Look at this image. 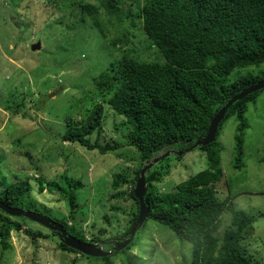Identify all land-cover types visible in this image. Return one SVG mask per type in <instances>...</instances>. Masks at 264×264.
Returning <instances> with one entry per match:
<instances>
[{"label":"trees","instance_id":"16d2710c","mask_svg":"<svg viewBox=\"0 0 264 264\" xmlns=\"http://www.w3.org/2000/svg\"><path fill=\"white\" fill-rule=\"evenodd\" d=\"M44 2L61 10L73 4L71 8L73 12H78V16H74V20L66 26V29L73 30L72 46L81 43L77 36L82 23L90 22L98 30L100 37L95 36L98 39L105 36L98 16L103 12L109 17H116L121 29L120 35L111 40L113 47L118 43L115 48L120 50L138 29L139 36L144 37L142 41L156 47L163 58L158 60V55L153 60H143L131 50H122L115 56L105 53L101 48L97 55L104 58L102 67L91 77V81L101 92V97L106 98L96 101L78 119L66 117L62 134L63 141L88 151L97 150L106 154L122 145L112 137L101 144L98 135H95L100 132L105 106L123 117L118 125L125 124L128 129L127 144L139 159V166L132 177L126 168H121L111 176L110 198L120 199L128 195L134 200L129 224L124 231L112 233L104 240L102 236L107 233V229L99 228L98 233H94L90 239L86 238L79 230V224H75L74 220L71 223L75 217L74 209L79 204L76 192L83 188V181L71 176H65L62 181H44L40 176H33L39 193L45 189L55 191L54 187H57L62 191L61 196L68 200V215L62 219L52 217L53 220L61 223L80 240L94 243L105 241L104 249H112V241H121L127 236L137 220L139 207L133 188L143 164L166 149L177 147L179 150H188L195 147L193 144L206 134L215 113L235 93L264 77V0ZM55 22L57 20L49 24ZM63 48L62 51L69 52V48ZM36 71H42L41 64L36 65ZM263 89L233 101L218 123L213 141L197 145L205 153L206 168L181 180L168 192L159 191L156 185L167 174V169L154 164L145 173L144 200L149 207V215L141 227L151 219L157 225L167 227L174 238L188 242L189 264H262L248 254L242 245L245 236L253 231V224L260 218L261 212L250 214L236 208L229 196L219 199L216 188L223 175L220 167L222 144L218 139L223 122L231 116L237 119L232 164L240 168L243 165L242 135L247 127L244 113ZM114 126L115 130L117 123ZM164 159L161 158L158 163ZM125 184L129 188H122ZM32 190L29 178H18L0 188V200L8 206L28 210L30 208L24 202L31 199ZM117 209L114 205L110 206L112 211L118 212ZM224 213L229 214V223L219 238L216 231L222 226L221 217ZM102 216L108 223L109 215L103 213ZM20 217L25 218L0 209L1 251L8 248L11 231H23L32 241L46 238L47 235L40 231L23 228V219ZM49 233L57 236L56 232ZM134 239L123 249L112 250L104 257H87L113 264L112 257L124 254L126 264L142 263L134 262L128 253L141 244L139 237ZM58 244L62 250L79 253L59 238ZM181 263L186 264L185 256Z\"/></svg>","mask_w":264,"mask_h":264},{"label":"rangeland","instance_id":"374dc122","mask_svg":"<svg viewBox=\"0 0 264 264\" xmlns=\"http://www.w3.org/2000/svg\"><path fill=\"white\" fill-rule=\"evenodd\" d=\"M72 5L61 10L44 0H0V188L18 178H29L33 190L31 199L24 202L28 210L62 219L69 213L67 198L61 196L62 191L57 187L55 191L45 189L39 193L33 176H40L44 181H62L65 176L81 179L84 186L76 192L79 204L71 223H78L79 230L88 239L98 233L99 228H106L107 233L102 236L105 240L112 233L124 231L134 203L128 195L110 198L111 176L126 168L132 177L139 159L127 144L125 124L118 125L123 117L107 105L100 132L95 135L101 144L112 137L122 147L106 154L63 141L66 117L78 119L96 101L106 98L101 97L91 81L102 67L104 58L97 55L101 48L115 56L122 50H131L143 60H153L158 55V60L163 58L156 47L142 41L144 37L139 36L138 29L120 50L115 48L118 43L113 47L111 40L120 35L121 29L116 17L103 12L98 16L105 36L98 39V30L90 22L82 23L77 36L81 43L72 46L73 30L66 29L74 16H78ZM54 20L57 23L49 24ZM39 36L40 50L33 51L29 45L38 41ZM63 47L69 48V52L62 51ZM40 64L42 71L37 72L36 65ZM244 118L247 127L242 135V167L235 168L232 164L236 117L227 118L219 131L223 175L216 195L219 199L231 197L235 207L247 213L261 212L242 245L248 254L264 264V89L249 103ZM170 149L173 151L163 161L155 163L156 167L167 169V174L156 184L161 192L173 190L178 182L207 166L205 153L198 146L188 150ZM178 151L182 153L177 154ZM125 187L129 188L127 184L122 188ZM112 205L118 207V212L110 210ZM103 213L109 215L108 223ZM20 218L23 228L29 227L47 236L32 241L23 231H11L8 248L0 249V264H105L62 250L58 237L49 233V229L26 217ZM221 222L222 226L216 231L219 238L229 223L228 213L222 215ZM140 227L134 240L139 237L141 244L128 251L134 262L182 264L185 256L189 264L188 242L174 238L167 227L151 219ZM111 260L113 264H126L124 254Z\"/></svg>","mask_w":264,"mask_h":264},{"label":"water","instance_id":"95a60500","mask_svg":"<svg viewBox=\"0 0 264 264\" xmlns=\"http://www.w3.org/2000/svg\"><path fill=\"white\" fill-rule=\"evenodd\" d=\"M40 41H35L31 43L30 49L31 50H38L40 48ZM264 87V78L259 79L258 81L242 88L240 91L235 93L228 101L225 103L212 117L206 134L199 140H197L193 145H206L213 141L218 123L224 117V113L227 107L235 100L245 96L246 94L258 90ZM173 151L171 149H167L165 152L151 158L147 163L143 164L140 169L139 176L136 179L133 192L134 197L138 201V217L135 224L131 227L128 231V235L125 236L121 241L113 240L112 241V249H104L105 241H101L99 243H90L87 241L80 240L79 238L71 235L64 226L59 223L58 221L53 220L51 217L39 213L32 210L22 209L18 207H11L5 204L3 201L0 200V209L4 210L6 213L13 215V216H24L30 220L36 221L40 223L42 226L46 227L47 229L56 232L59 240L66 244L67 246L77 250L79 253L86 255V256H93V257H104L109 255L112 250L119 251L123 249L127 244H129L132 239L134 238L135 232L139 229L142 225L143 221L149 215V207L144 200V194L146 191L145 185V173L146 170L152 167L155 163H157L161 158L166 157L170 152ZM182 151H178L177 154H181Z\"/></svg>","mask_w":264,"mask_h":264},{"label":"clouds","instance_id":"9594fccd","mask_svg":"<svg viewBox=\"0 0 264 264\" xmlns=\"http://www.w3.org/2000/svg\"><path fill=\"white\" fill-rule=\"evenodd\" d=\"M147 170H148V169H147ZM147 170H146V171H147ZM66 230H67V229H66ZM57 237H58V236H57Z\"/></svg>","mask_w":264,"mask_h":264}]
</instances>
